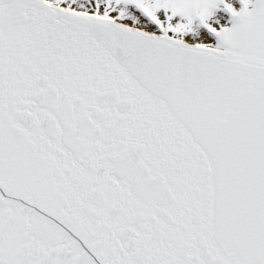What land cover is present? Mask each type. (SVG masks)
<instances>
[{
	"label": "snow or ice",
	"instance_id": "snow-or-ice-1",
	"mask_svg": "<svg viewBox=\"0 0 264 264\" xmlns=\"http://www.w3.org/2000/svg\"><path fill=\"white\" fill-rule=\"evenodd\" d=\"M0 264H264V0H0Z\"/></svg>",
	"mask_w": 264,
	"mask_h": 264
}]
</instances>
